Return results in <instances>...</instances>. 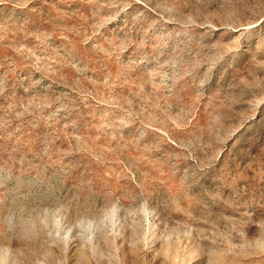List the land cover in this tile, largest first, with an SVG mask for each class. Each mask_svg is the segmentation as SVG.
<instances>
[{"label":"rangeland","instance_id":"obj_1","mask_svg":"<svg viewBox=\"0 0 264 264\" xmlns=\"http://www.w3.org/2000/svg\"><path fill=\"white\" fill-rule=\"evenodd\" d=\"M0 264H264V0H0Z\"/></svg>","mask_w":264,"mask_h":264}]
</instances>
